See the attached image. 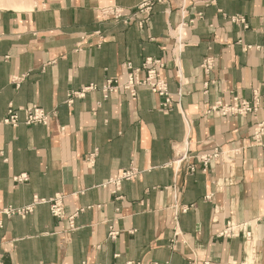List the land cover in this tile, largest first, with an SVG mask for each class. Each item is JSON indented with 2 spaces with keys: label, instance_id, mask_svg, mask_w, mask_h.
<instances>
[{
  "label": "crops",
  "instance_id": "1",
  "mask_svg": "<svg viewBox=\"0 0 264 264\" xmlns=\"http://www.w3.org/2000/svg\"><path fill=\"white\" fill-rule=\"evenodd\" d=\"M141 1L0 0V264H264V136L251 138L264 113L206 112L233 97L251 101L254 91L264 102V0H185L183 16L178 0H162L143 28L99 11L129 14ZM222 13L242 14L247 26ZM209 55L215 65L205 74ZM148 56L165 64L169 112L144 87L136 100L121 90L103 98L97 88L66 102L69 91L124 80V63ZM12 75L25 76L15 86ZM9 104L51 116L45 125H5ZM213 148L222 156L205 169L174 162ZM130 165L141 172L112 193L107 180ZM19 174L27 181L15 183ZM54 196L63 217L46 203L3 213ZM228 220L246 224L250 237H218Z\"/></svg>",
  "mask_w": 264,
  "mask_h": 264
},
{
  "label": "built area",
  "instance_id": "2",
  "mask_svg": "<svg viewBox=\"0 0 264 264\" xmlns=\"http://www.w3.org/2000/svg\"><path fill=\"white\" fill-rule=\"evenodd\" d=\"M162 0H142L135 9L131 10L129 14H124L121 7L116 5H109L100 8V13L112 21H121L125 24L130 22H134L138 28H143V26L149 21L152 8L156 2H161ZM179 2V12L180 15L183 16L186 11L185 0H178ZM213 0H209L205 2V4L212 3ZM139 14L140 17L136 15ZM229 21L242 24L243 27H246V20L242 14L235 15H227L222 13ZM202 13H197L196 17H192L189 19H183L177 26L178 32L185 30L190 27L196 20V18H201ZM102 42V37H99V41L97 45H100ZM215 60L213 56H206L200 67L205 74L211 72L214 68ZM124 66L127 69V74L124 80H120L117 77H110L104 80V82L98 87L96 84H88L80 88L79 90L69 91L67 94L66 102L70 104L75 97H83L87 92L100 89L103 98H107L109 95L123 91L127 93V95L132 100H136L137 98V90L139 87H144L151 91L152 93L157 94L161 101L159 103V109L163 113L169 112L173 108V102L171 100L170 92L168 91V85L166 80L162 77L161 71L164 69L165 64L160 58L154 57H146L140 66H133L131 62H125ZM25 75H12L10 77L11 83L15 86H19V83L24 78ZM205 85V91L207 88V83ZM210 111H219L223 115H231V116H244L247 114H253L256 112L264 113V102L260 101L259 95L257 91L253 92V98L251 101L246 99H239L237 97L232 98V103L223 104L222 102H215L211 106L208 107L206 112ZM51 114L44 110L43 108L30 105V106H20L14 107L12 104L7 106L6 114L2 119V123L10 126H17L22 123L25 125H33V124H47L50 119ZM264 136V121L261 120L256 123V125L252 129V142L260 143L261 138ZM96 156V151L88 153L84 157V161L89 166H92L94 163V159ZM222 156V153L219 148H213L211 152L201 154L198 156H192L187 151L181 152L178 154V158L174 161L176 164L185 163L186 168L192 172L195 170V163H199L202 165L203 169L207 167V165L211 161L219 160ZM191 159H195V162L191 161ZM141 170L134 165H130L126 168L121 169L117 174L111 176L106 185L110 184L113 186L112 193H116L119 190V186L124 180H130L135 178ZM13 181L15 183L25 182L28 177L26 174H19L13 176ZM46 203L49 206L50 212L57 217H63V204L62 197L54 196L50 199L43 198H34L33 202L24 208L14 209L11 207L5 208L3 213L6 215L11 214H23L29 210L35 204ZM190 206H180L178 211L180 213H184L188 210ZM69 225L72 226V217H69ZM242 235L244 238H248L251 235V230L244 223H236L232 220H228L223 226L222 230L217 234L218 237L221 238H230V237H238ZM117 236V232L114 230H110L108 233V237L110 239H115ZM173 242V241H172ZM153 264H157L154 262Z\"/></svg>",
  "mask_w": 264,
  "mask_h": 264
}]
</instances>
